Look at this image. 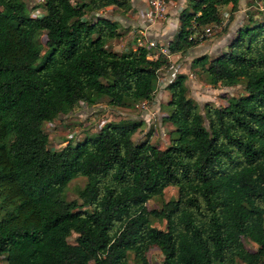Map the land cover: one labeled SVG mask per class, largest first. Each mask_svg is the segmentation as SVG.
Returning <instances> with one entry per match:
<instances>
[{"label": "trees", "instance_id": "obj_1", "mask_svg": "<svg viewBox=\"0 0 264 264\" xmlns=\"http://www.w3.org/2000/svg\"><path fill=\"white\" fill-rule=\"evenodd\" d=\"M237 1L190 0L168 52L194 46L188 36L220 24L218 6L230 3L232 12ZM123 4L43 0V13L32 16L22 0H0V255L6 264H129L131 253L132 264H152L147 251L156 247L159 264H264V21L238 28L204 67L207 83L242 80L244 93L204 103L202 115L183 72L166 84L163 118L174 135L164 148L131 139L139 118L109 120L76 142L47 147L42 122L78 102L126 106L150 98L165 57L149 58L144 46L114 51L107 41L117 22L83 17L85 7ZM76 176L86 181L65 200ZM168 185L176 197L147 208Z\"/></svg>", "mask_w": 264, "mask_h": 264}, {"label": "rangeland", "instance_id": "obj_2", "mask_svg": "<svg viewBox=\"0 0 264 264\" xmlns=\"http://www.w3.org/2000/svg\"><path fill=\"white\" fill-rule=\"evenodd\" d=\"M32 16H38L43 13V0H22ZM75 5L85 3L86 0H71ZM143 2L140 0H124V4L119 7L105 6L98 10L84 8V18L92 19L97 16L106 17L117 22V36L113 42L107 41V47L117 51H126L129 48L143 46L146 39H153L156 42L166 44L167 41L174 38L179 16L182 11L190 10V0H171L168 4L164 18L153 20L146 19L141 13ZM220 24L216 25L211 33L198 41L194 46L186 50L170 53L166 50L165 59L167 64L160 66L154 73V86L149 99L130 101L126 106H116L109 104L105 98H100L92 104L78 102L70 110L60 113L50 121H43L42 130L47 134V147L50 149L60 148L66 140L72 143L82 139L85 135L95 132L99 127L109 120L122 118H139L141 125L133 132L131 139L139 142L147 138L150 143L164 148L169 142L170 137L174 135V125L166 121L163 116L167 114L169 108L166 104L168 93L166 84L178 72L185 74V86L187 96L192 98L198 111L203 115L204 103L212 106L223 105L227 96L239 95L244 93L243 81L227 85H211L206 82L204 67L210 57L226 49L228 43L235 35L238 28L247 27L252 24L264 21V0H238L236 9L231 12L230 4L218 6ZM230 14V15H229ZM168 19L177 22L172 35L167 32L166 23ZM141 31H145L142 34ZM162 34V35H161ZM170 35V36H169ZM36 41L40 45V51L45 48V33L40 31L36 36ZM154 52L155 49L149 50ZM204 55L201 64L193 63V60ZM203 125L206 126V119L203 117ZM86 181L84 176L71 178L65 185L62 196L65 200H70L77 196V190L81 188ZM177 188L174 185H168L163 188L161 194L153 195L145 202L147 208H157L162 202L169 198H175ZM153 225L163 228L164 219L152 218ZM72 232L68 241H73ZM244 246L248 250H255L257 245L242 238ZM4 254L0 255V264H6ZM147 258L152 264H159L160 252L156 247L147 251ZM129 264H132L131 253H129ZM88 264H92L89 262ZM237 264H244L240 261Z\"/></svg>", "mask_w": 264, "mask_h": 264}, {"label": "built area", "instance_id": "obj_3", "mask_svg": "<svg viewBox=\"0 0 264 264\" xmlns=\"http://www.w3.org/2000/svg\"><path fill=\"white\" fill-rule=\"evenodd\" d=\"M141 1L143 2V8L141 13L144 15L146 19L150 20L151 22H153V20L155 19L164 18V14L167 11L168 4L171 2V0H141ZM216 25L218 24H214V23L208 24L201 29L193 31L188 37L200 41L201 39L205 38L208 34H210L211 30L214 29ZM141 33L143 34V31ZM143 46L148 50L147 56L149 58H156L158 54L164 56L166 54V50H168L167 43L162 44L156 42L153 39H146V42L143 44ZM152 48L155 49L154 52L149 51Z\"/></svg>", "mask_w": 264, "mask_h": 264}, {"label": "crops", "instance_id": "obj_4", "mask_svg": "<svg viewBox=\"0 0 264 264\" xmlns=\"http://www.w3.org/2000/svg\"><path fill=\"white\" fill-rule=\"evenodd\" d=\"M141 1V0H140ZM142 2V1H141ZM238 2V1H237ZM230 4V3H229ZM234 11V10H233ZM232 11V12H233ZM166 26L168 27V30L167 32H169V34L172 35V32L173 30H175L176 26H177V22L176 21H173L172 19H168L167 23H166ZM142 32V31H141ZM143 34H145V31H143ZM162 35V34H161ZM170 36V35H169ZM113 39H110V42H113ZM166 92L168 93L167 89H166Z\"/></svg>", "mask_w": 264, "mask_h": 264}]
</instances>
